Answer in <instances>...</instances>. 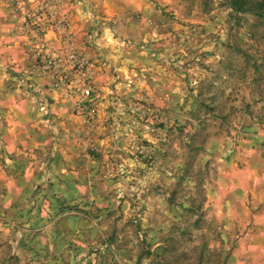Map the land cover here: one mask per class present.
I'll list each match as a JSON object with an SVG mask.
<instances>
[{
	"label": "rangeland",
	"instance_id": "rangeland-1",
	"mask_svg": "<svg viewBox=\"0 0 264 264\" xmlns=\"http://www.w3.org/2000/svg\"><path fill=\"white\" fill-rule=\"evenodd\" d=\"M49 9L53 53L75 58L35 65L75 93L91 87L89 114L81 95L78 129L38 114L48 143L26 150L24 173L2 158L0 264H264V18L231 0ZM76 12L88 51L70 29Z\"/></svg>",
	"mask_w": 264,
	"mask_h": 264
},
{
	"label": "crops",
	"instance_id": "crops-1",
	"mask_svg": "<svg viewBox=\"0 0 264 264\" xmlns=\"http://www.w3.org/2000/svg\"><path fill=\"white\" fill-rule=\"evenodd\" d=\"M70 29L76 33L82 48L88 51L89 27L78 12L72 14ZM28 32L7 0H0V146L4 151V156L0 155V176H3L2 158L11 161L13 169L24 173L26 150L31 146L45 149L48 142L41 137L37 119L34 121L38 114L45 122L49 117L44 116L46 113H52L53 117L57 114V125L63 129L68 125L78 129L83 123V118L74 114V103L80 94L68 85L57 83L52 74L35 65L37 51L53 53L60 47L55 31L47 29L44 43H40L38 49ZM108 71L102 67L95 71V83L102 91H108L113 80ZM25 79L34 86L31 91L23 86Z\"/></svg>",
	"mask_w": 264,
	"mask_h": 264
},
{
	"label": "built area",
	"instance_id": "built-area-1",
	"mask_svg": "<svg viewBox=\"0 0 264 264\" xmlns=\"http://www.w3.org/2000/svg\"><path fill=\"white\" fill-rule=\"evenodd\" d=\"M7 2L15 10L17 15H19L24 26L27 27V24V29L34 34L35 47L38 49L40 43H44V35L47 32V29L54 28V26L48 24L49 21L52 22L54 14H52V17L49 16L47 10L49 12V6L51 7L52 5H55L59 0H7ZM66 25L67 20L65 18H60L58 26L56 27L63 29ZM36 54L43 62L41 67L45 70H51L52 68L59 66V64L64 62V58L66 57L69 61H73L75 58L72 50L62 57L58 56L56 53L47 54L43 51H37ZM66 78L67 77L64 74L61 77L62 80H66ZM77 91L80 92L81 99L76 102V110L79 115L86 116L89 114V106L87 102L93 90L91 87L81 85L77 88Z\"/></svg>",
	"mask_w": 264,
	"mask_h": 264
},
{
	"label": "trees",
	"instance_id": "trees-1",
	"mask_svg": "<svg viewBox=\"0 0 264 264\" xmlns=\"http://www.w3.org/2000/svg\"><path fill=\"white\" fill-rule=\"evenodd\" d=\"M231 8L236 12H248L264 18V0H231Z\"/></svg>",
	"mask_w": 264,
	"mask_h": 264
}]
</instances>
